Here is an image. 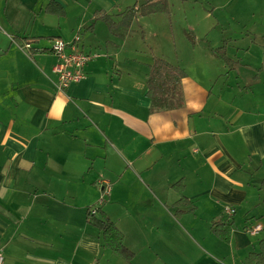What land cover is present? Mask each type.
<instances>
[{
    "label": "crops",
    "instance_id": "obj_1",
    "mask_svg": "<svg viewBox=\"0 0 264 264\" xmlns=\"http://www.w3.org/2000/svg\"><path fill=\"white\" fill-rule=\"evenodd\" d=\"M139 1L0 0L4 264H128L87 221L102 198V182L111 185V194L98 218L123 233L136 255L132 264H184L182 256L192 262L197 254L205 264H245L259 250L264 5L252 14L258 23L245 21L239 11L227 38L222 27L220 40L191 74L183 62L163 55L141 60L125 28L112 30L100 19L107 14L122 24L128 9L150 4ZM77 37L82 52L101 56L88 64L85 80L59 92L53 41ZM24 43L33 46L30 56L21 49ZM223 46L235 63L232 70L212 52ZM155 58L186 73L161 110L153 109L147 89ZM179 182L182 194L173 188ZM182 195L188 204L177 207ZM226 207L236 210L231 220ZM220 221L233 223L229 243L212 233ZM255 226L260 233L248 234Z\"/></svg>",
    "mask_w": 264,
    "mask_h": 264
},
{
    "label": "rangeland",
    "instance_id": "obj_2",
    "mask_svg": "<svg viewBox=\"0 0 264 264\" xmlns=\"http://www.w3.org/2000/svg\"><path fill=\"white\" fill-rule=\"evenodd\" d=\"M167 3L169 13L144 16L141 23L136 21L138 17L135 18L130 27L124 29V37L129 39V46L135 55L136 50L140 51L138 54L141 60H152V54L163 55L174 64L183 62L193 74L192 71L195 67L197 71L201 58L207 51L210 52L211 44L214 46L220 40L222 27L226 28L223 33L227 38L230 34L227 26H233L239 11L245 21L258 23L254 19H259V16L254 18L252 14L259 6L264 5V0H167ZM148 256L153 258L152 255ZM182 259L184 264H205V258L201 254H197L192 262L184 256Z\"/></svg>",
    "mask_w": 264,
    "mask_h": 264
},
{
    "label": "trees",
    "instance_id": "obj_3",
    "mask_svg": "<svg viewBox=\"0 0 264 264\" xmlns=\"http://www.w3.org/2000/svg\"><path fill=\"white\" fill-rule=\"evenodd\" d=\"M149 3L148 6L138 9L137 11L135 10L136 6L128 9L123 13L122 24L114 23L111 20V16L107 14L102 15L100 19L108 23L112 30H119L122 27L125 29L129 28L131 21L137 18L138 15L144 17L169 13L167 0H150ZM212 52L231 70L234 68L235 63L228 57L226 46L213 49ZM185 78L186 73L181 67L173 65L163 58H155L154 63L150 66V76L147 81L148 97L152 101L153 109L161 110L168 107V94L172 89L175 87L177 88ZM173 188L182 194L184 185L182 182H179L174 185ZM186 204H188V201L182 195L181 199L176 203V206L180 207ZM95 207H97V213L92 214L91 209H89L87 221L101 232L104 246L107 249L126 263L132 264L136 255L125 245V237L123 233L111 220L107 218L99 219L98 215L101 212L102 207ZM190 211L194 212L195 207H192ZM227 219L231 220L232 217ZM211 230L220 240L229 243L231 241L233 223L230 221L215 222L212 225ZM245 264H264V239L259 243V250L250 253L246 257Z\"/></svg>",
    "mask_w": 264,
    "mask_h": 264
},
{
    "label": "built area",
    "instance_id": "obj_4",
    "mask_svg": "<svg viewBox=\"0 0 264 264\" xmlns=\"http://www.w3.org/2000/svg\"><path fill=\"white\" fill-rule=\"evenodd\" d=\"M80 39L77 37L72 43H67L61 39L53 41L51 49L52 54L56 57L57 62L53 68L57 76V89L59 92H65L71 86L77 85L85 80V69L88 64L100 56L97 54H87L80 50ZM27 55L32 54L33 46L31 43H24L21 47ZM102 198L98 203L101 207L105 203L106 197L111 194V185L109 183H100ZM91 213H97V207L91 208ZM236 210L232 207L225 208V215L229 218L235 216ZM262 230L261 226L247 228V233L255 236ZM5 258L3 253H0V264H4Z\"/></svg>",
    "mask_w": 264,
    "mask_h": 264
},
{
    "label": "water",
    "instance_id": "obj_5",
    "mask_svg": "<svg viewBox=\"0 0 264 264\" xmlns=\"http://www.w3.org/2000/svg\"><path fill=\"white\" fill-rule=\"evenodd\" d=\"M146 4H147L146 1H142V2L140 3V6H142V5H146Z\"/></svg>",
    "mask_w": 264,
    "mask_h": 264
}]
</instances>
